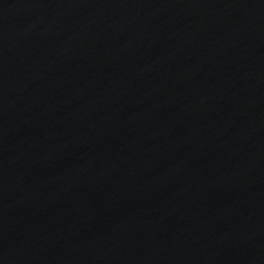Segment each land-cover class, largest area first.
<instances>
[{"label": "water", "instance_id": "1", "mask_svg": "<svg viewBox=\"0 0 264 264\" xmlns=\"http://www.w3.org/2000/svg\"><path fill=\"white\" fill-rule=\"evenodd\" d=\"M0 264H264V0H0Z\"/></svg>", "mask_w": 264, "mask_h": 264}]
</instances>
